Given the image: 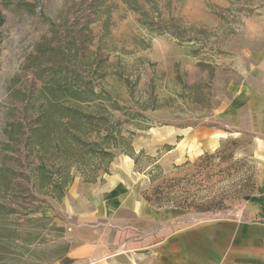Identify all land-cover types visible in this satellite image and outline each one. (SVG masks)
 Masks as SVG:
<instances>
[{
	"label": "rangeland",
	"instance_id": "374dc122",
	"mask_svg": "<svg viewBox=\"0 0 264 264\" xmlns=\"http://www.w3.org/2000/svg\"><path fill=\"white\" fill-rule=\"evenodd\" d=\"M263 143L264 0H0V264H162L133 245L235 217Z\"/></svg>",
	"mask_w": 264,
	"mask_h": 264
},
{
	"label": "crops",
	"instance_id": "0c3cea01",
	"mask_svg": "<svg viewBox=\"0 0 264 264\" xmlns=\"http://www.w3.org/2000/svg\"><path fill=\"white\" fill-rule=\"evenodd\" d=\"M262 149L254 193L259 201L248 200L235 217H204L188 224L166 219L172 227L163 239L136 242L133 251L145 246L162 264H264V143ZM148 206L145 215L156 219L161 208Z\"/></svg>",
	"mask_w": 264,
	"mask_h": 264
},
{
	"label": "trees",
	"instance_id": "16d2710c",
	"mask_svg": "<svg viewBox=\"0 0 264 264\" xmlns=\"http://www.w3.org/2000/svg\"><path fill=\"white\" fill-rule=\"evenodd\" d=\"M148 191L151 193L148 194ZM179 192L176 184H169L163 187L158 186L151 191L147 190L146 192H140V195L155 208L176 207L184 209L193 207L192 202L188 200L190 199L189 190H183L181 193ZM245 196H248V200L259 201L254 194Z\"/></svg>",
	"mask_w": 264,
	"mask_h": 264
}]
</instances>
